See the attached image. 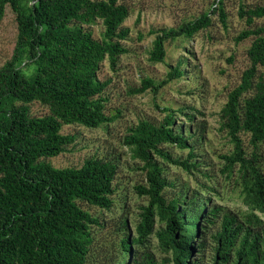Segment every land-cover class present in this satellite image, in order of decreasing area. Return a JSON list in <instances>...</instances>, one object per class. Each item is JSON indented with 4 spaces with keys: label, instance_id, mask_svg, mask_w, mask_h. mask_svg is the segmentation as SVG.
Masks as SVG:
<instances>
[{
    "label": "trees",
    "instance_id": "obj_1",
    "mask_svg": "<svg viewBox=\"0 0 264 264\" xmlns=\"http://www.w3.org/2000/svg\"><path fill=\"white\" fill-rule=\"evenodd\" d=\"M6 6L15 15L17 36L11 59L0 67V264H204L206 258L205 264H264V76L258 74L264 66V27H255L264 19V1L238 10L247 29L234 42L252 38L249 66L227 94L218 121L233 146L223 156L224 168L228 176L236 172L246 211L231 214L213 204L218 196L213 187L176 186L167 178L165 165L188 174L198 168L166 149H188L194 157L191 128L175 120L184 116L191 123L195 115L154 103L165 113L162 122L141 120L124 137L145 172L144 183L135 187L146 204L139 208L134 235L125 200L114 198V162L89 158L79 168L59 169L46 161L75 141L61 134L63 126L96 129L113 121L103 97L109 82L99 81L97 73L105 59L114 69L126 53L120 41L129 33L122 28L129 7L122 0H0V22ZM215 13L226 27L218 0L194 20L150 31L149 62L164 63L167 43L193 39L212 25ZM96 21L103 29L100 39L85 28ZM186 65L179 58L163 80L144 78L129 94L156 96L183 76ZM32 103L48 114L32 115ZM241 134L249 137V154ZM174 188L177 193L169 199L168 189ZM112 210L117 213L109 220L120 238L114 253L98 238L108 223L102 213ZM217 223L212 254L205 257V237Z\"/></svg>",
    "mask_w": 264,
    "mask_h": 264
},
{
    "label": "rangeland",
    "instance_id": "obj_2",
    "mask_svg": "<svg viewBox=\"0 0 264 264\" xmlns=\"http://www.w3.org/2000/svg\"><path fill=\"white\" fill-rule=\"evenodd\" d=\"M214 1L217 3L218 0H122L130 9V15L122 24V28L128 29L129 33L125 40L120 41L126 53L119 57L114 69L110 68L108 60L105 59L97 73L99 81L109 82L103 93L107 101L105 113L114 119L96 129L80 125L63 126L61 134L73 135L75 141L65 152L46 160L59 169L79 168L89 158L114 162L117 166L113 181L114 198L125 200L124 212L127 213L131 235H134L139 208L146 204L145 199L135 191L137 185L144 183L145 172L124 145V137L141 120L155 125L162 122L165 113L156 109L154 103L160 108H185L186 113L195 115L191 123L184 116L175 120V125L183 122L185 127L191 128L189 134L192 135L190 142L194 157L189 158L188 149H166L174 158L189 159L198 168L188 174L181 168L165 165L167 178L176 186L188 184L193 188L195 182H199L204 187L215 188L218 196H213L212 203L220 205L231 214L240 215L247 209L242 201L241 184L236 172L228 176L224 168L223 156L230 154L233 146L226 133L219 130L218 121L227 94L239 84L243 71L249 66L246 51L252 38L238 44L234 42L235 37L247 29L244 21L238 18V10L240 7L262 4L264 0H222L227 17L226 27L221 25L218 13H215L211 17L212 25L193 39L167 43L164 63L153 64L148 60L154 39L153 35H149L150 31L175 28L194 20L208 12ZM255 27H264V19L256 20ZM85 28L95 39L101 38L103 29L100 21ZM16 36L15 15L6 6L0 22V67L11 59ZM179 58L187 61V65L182 67L184 74L181 78L163 87L156 96L150 91L140 95L129 94L131 89L140 86L144 78L157 82L163 80L169 66H175ZM258 74L264 76V66L258 67ZM30 111L38 117L48 114L47 108L39 103H32ZM240 138L243 149L249 154L252 149L248 143V135L241 134ZM176 191L177 188L168 189L166 196L173 198ZM207 196L210 194H205ZM116 213L117 210L102 213L108 223L98 236L104 244V250L111 253L116 251L120 239L109 220ZM218 228L217 223L205 237V257L212 254L214 241L211 236ZM163 258L164 255L159 256V259ZM207 261L206 258L204 264Z\"/></svg>",
    "mask_w": 264,
    "mask_h": 264
}]
</instances>
